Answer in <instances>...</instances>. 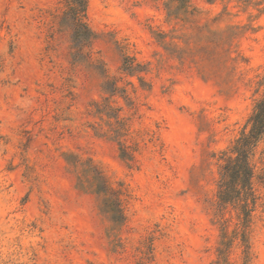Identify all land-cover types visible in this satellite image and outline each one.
Instances as JSON below:
<instances>
[{"label":"rangeland","instance_id":"374dc122","mask_svg":"<svg viewBox=\"0 0 264 264\" xmlns=\"http://www.w3.org/2000/svg\"><path fill=\"white\" fill-rule=\"evenodd\" d=\"M64 9L0 0V264H243L244 215L218 196L223 154L264 95V0H88L94 65L74 59ZM251 161L247 238L264 264V138Z\"/></svg>","mask_w":264,"mask_h":264},{"label":"trees","instance_id":"16d2710c","mask_svg":"<svg viewBox=\"0 0 264 264\" xmlns=\"http://www.w3.org/2000/svg\"><path fill=\"white\" fill-rule=\"evenodd\" d=\"M65 9L60 17V26L71 34V39L74 49V59L76 61L84 59L89 64L94 65L91 52L87 49L96 39L95 32L91 29L88 23V0H64ZM123 70L130 74L136 75L143 71L140 64L136 63L134 58L126 57L124 60ZM110 82L108 81L107 84ZM120 92V88L116 83H113L111 95L115 96ZM124 92V90L122 91ZM97 113L104 114L106 111L110 119H115L116 127L113 132L117 136H124L125 123L119 119L113 107L109 104L94 103ZM112 114V115H111ZM116 114V115H115ZM264 138V95L255 105L254 111L249 118L240 138H238L230 151L223 154L225 165L222 167L219 202L220 205L233 204L244 215L242 224V242H243V264H251L252 254L251 247L247 238V232L251 224V214L257 204V194L254 187L256 178V166L251 161V157L255 155V151L259 142ZM124 156L132 155L128 152V147H124ZM81 164L80 160L75 161V165ZM89 173L92 176L93 184L96 187V192L104 195L106 198L104 203L107 209L125 220L123 209L121 207V190L114 189L106 180L105 176L92 163L88 167ZM236 235H239L238 233ZM221 264V263H219ZM224 264H228L227 259Z\"/></svg>","mask_w":264,"mask_h":264}]
</instances>
